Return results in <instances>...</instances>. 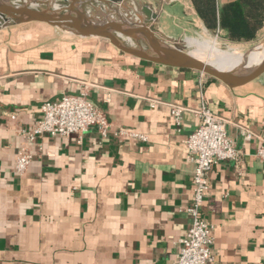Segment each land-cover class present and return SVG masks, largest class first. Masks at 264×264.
I'll use <instances>...</instances> for the list:
<instances>
[{"label":"crops","instance_id":"1","mask_svg":"<svg viewBox=\"0 0 264 264\" xmlns=\"http://www.w3.org/2000/svg\"><path fill=\"white\" fill-rule=\"evenodd\" d=\"M125 2L144 21L147 8L146 24L169 42L209 31L190 0ZM121 6L115 20L127 18ZM218 34L254 46L264 25L249 42ZM84 88L110 122L105 136L96 126L34 141L22 135L41 118L43 102ZM201 102L226 120L240 151L238 162L220 161L207 173L202 215L212 226L213 264H264V160L256 156L264 142V74L230 88L125 53L103 37L40 21L0 27V264L174 261L191 223L194 164L185 141L199 125ZM172 104L184 108L178 130ZM21 148L33 157L19 173Z\"/></svg>","mask_w":264,"mask_h":264},{"label":"built area","instance_id":"2","mask_svg":"<svg viewBox=\"0 0 264 264\" xmlns=\"http://www.w3.org/2000/svg\"><path fill=\"white\" fill-rule=\"evenodd\" d=\"M105 102L110 101L109 92L103 96ZM42 116L30 130H22V135L29 140H36L45 134L69 136L73 133H84L91 126H96L105 136L110 122L104 112L96 107L88 98L86 88L77 94L63 93L55 100H48L40 106ZM184 108L172 104L170 113L177 130L181 124ZM197 114L199 125L191 132L186 141L187 158L193 167V197L186 208L191 217L190 227L179 240L178 252L174 261L164 264H213L211 244L213 242L212 226L203 217L202 207L209 189L208 171L220 161H239L240 151L235 148L226 129V120L212 112L201 102ZM14 117V116H12ZM144 137L140 134H133ZM249 136V132H245ZM256 156L264 160V142L256 150ZM32 153L21 148L14 160L15 169L22 173L32 160Z\"/></svg>","mask_w":264,"mask_h":264},{"label":"water","instance_id":"3","mask_svg":"<svg viewBox=\"0 0 264 264\" xmlns=\"http://www.w3.org/2000/svg\"><path fill=\"white\" fill-rule=\"evenodd\" d=\"M124 1L0 0V27L40 21L78 34L103 37L125 53L158 64L192 69L218 79L230 88L254 81L264 74V57L256 66L235 77L195 58L176 42H169L156 34L152 24H146L152 20L147 8L148 20H145V25L116 21L113 16L118 5L112 3L119 2L121 5ZM261 42H264V38Z\"/></svg>","mask_w":264,"mask_h":264},{"label":"trees","instance_id":"4","mask_svg":"<svg viewBox=\"0 0 264 264\" xmlns=\"http://www.w3.org/2000/svg\"><path fill=\"white\" fill-rule=\"evenodd\" d=\"M190 1L209 31H224L231 41H253L264 25V0H231L220 7L217 0Z\"/></svg>","mask_w":264,"mask_h":264},{"label":"bare ground","instance_id":"5","mask_svg":"<svg viewBox=\"0 0 264 264\" xmlns=\"http://www.w3.org/2000/svg\"><path fill=\"white\" fill-rule=\"evenodd\" d=\"M111 16L112 14L109 15V17ZM124 16L127 17V19L125 20H128V23L138 26L136 22L139 21L140 23L139 26L145 25V21L138 15L135 17L130 12L126 11L124 12ZM192 44L194 45V50L190 51V54L192 56H194L193 55L194 51L196 52L198 51L202 55H205L207 57L206 61L204 62L227 73L229 76H234V77L256 66L261 61V59L264 57V42H261V41L256 43L252 48H250L246 52H236L233 50L232 51H222L216 47L214 41H202L201 40V41H196L195 43H192Z\"/></svg>","mask_w":264,"mask_h":264},{"label":"rangeland","instance_id":"6","mask_svg":"<svg viewBox=\"0 0 264 264\" xmlns=\"http://www.w3.org/2000/svg\"><path fill=\"white\" fill-rule=\"evenodd\" d=\"M118 3V7H120L121 5ZM116 3V4H117ZM124 7L125 10H127L128 12H130L133 16H137L136 14L139 11V8L136 6H130L128 5L127 2H123L121 3ZM106 6V5H105ZM108 7V6H107ZM122 8V6L120 7ZM121 9H119L120 11ZM123 13H119L116 14V16L121 20L124 19L123 16H121ZM126 16V14H125ZM122 17V18H121ZM126 18V17H125ZM142 18V17H141ZM127 19V18H126ZM122 22H128V20H121ZM130 21V20H129ZM136 24H138L139 26V21L136 22ZM204 39V40H203ZM214 39V40H213ZM214 41L215 45L218 49L222 50V51H236V52H246L248 51L250 48H252V45H247V44H237V43H233L230 42L228 40H226L224 37H222L221 35H219L218 33H214V32H210V31H205V32H195L193 35L191 36H186V37H181L179 40L175 41L177 43V45H179L181 48H183L185 51L189 52L194 50V45L192 43H195L196 41ZM173 42V41H172ZM257 43V42H256ZM193 48V49H191ZM189 49V50H188ZM242 50V51H240ZM194 56L206 61L207 57L205 55H202L200 52H193Z\"/></svg>","mask_w":264,"mask_h":264}]
</instances>
